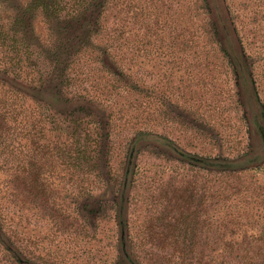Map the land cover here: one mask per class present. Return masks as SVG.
Listing matches in <instances>:
<instances>
[{"label":"rangeland","instance_id":"rangeland-1","mask_svg":"<svg viewBox=\"0 0 264 264\" xmlns=\"http://www.w3.org/2000/svg\"><path fill=\"white\" fill-rule=\"evenodd\" d=\"M103 19L102 39L115 33L120 36L110 53L116 56L121 76L108 95L103 88L108 75L98 62V47L105 49V45L98 42L87 47L71 66L67 91L85 90L109 102L112 123L105 162L112 184L121 174L125 144L137 130L163 136L199 156L245 163L259 155L263 160L258 167L246 164L231 175L211 174L164 154L144 151L138 158L137 199L130 211L135 236L149 235L164 242L183 240L188 245L184 253L189 256L219 258L248 250L251 255L264 254L258 249L264 237L252 238L264 229V146L252 127L254 106L235 80L220 46L213 42L202 3L107 0ZM32 25L35 45L47 46L53 39L43 15L35 13ZM255 55L252 70L264 76L263 55L258 50ZM0 113L8 121L0 124V147L9 146L0 157L9 166L5 172L0 170V179L10 180L0 195L6 190L11 209L24 213L27 256L37 264H114L112 209L104 206L93 224L82 225L77 220L75 196L83 189L72 169H61L57 154L63 130L58 116L1 85ZM91 122L86 118L69 131L72 141L82 143L87 153L94 147L96 136L92 134L98 132ZM21 160L27 179L23 188L17 180ZM35 178L43 184L42 191L33 185ZM146 196L153 198V206L147 205ZM179 198L185 203L182 233L143 232L148 218H153L150 228L177 221ZM223 241L243 243L241 247L247 250L224 248ZM164 252L172 253V249Z\"/></svg>","mask_w":264,"mask_h":264},{"label":"trees","instance_id":"trees-1","mask_svg":"<svg viewBox=\"0 0 264 264\" xmlns=\"http://www.w3.org/2000/svg\"><path fill=\"white\" fill-rule=\"evenodd\" d=\"M199 1L208 16L213 42L220 46V52L233 67L235 80L246 90L248 101L254 106L252 127L264 146V78L262 74L255 73L252 70L254 64H250L255 61L257 50L264 58V0ZM106 6L107 0H0V85L6 86L13 94L42 104L58 116L60 130H63L60 136L63 141L57 154L61 169H72L83 189L75 196L77 220L81 224H93L104 206L112 209L116 229L114 264H264V254L259 251L253 255L249 250L242 254L229 252L219 258L189 256L184 253L188 245L183 240L164 242L155 241L149 235L144 238L135 236L130 211L136 204L134 191L138 185V158L144 151L164 154L179 163L198 167L211 174L231 175L242 170L246 164L258 167L263 160L259 155L245 163L218 156H199L185 151L163 136L137 130L125 144L127 148L121 174L112 184V176L106 170L105 162L112 123V113H108L109 102L90 96L85 90H77V93L67 91L71 66L82 58L80 55L87 47L98 42L105 45V49L104 46L98 47L101 53L98 62L108 75L103 86L108 95H111V88L121 76L116 56L110 53L113 44L119 42V34L115 33L109 39L105 35V40L102 39ZM37 12L43 15L53 39L44 47L35 45L32 19ZM187 41L193 42L192 39ZM4 116L0 115V124L8 123ZM86 118H91V123L98 130L92 134L96 139L88 153L82 143L72 141L73 132H69L73 127L78 128ZM7 147H0V157L7 153ZM45 155L48 156L49 152H45ZM5 168H9L6 159L0 158V170L5 172ZM24 175L25 163L21 160L18 162L17 180L22 188L27 185ZM9 181L5 177L0 179V192L6 189L5 184ZM33 185L42 191L43 184L38 183V179H34ZM83 185H86L85 188ZM6 193L5 190L0 195V264H37L25 252L24 213L11 209ZM145 199L148 206H153V198L146 196ZM178 200L176 204L180 212L177 221L173 219L172 224L163 223L150 228L153 218H148L143 232L161 230L182 233L185 203L181 198ZM91 204H94L93 209L87 211ZM243 233L246 234L247 230ZM260 236L264 237V229L253 234L252 238ZM223 242L224 248L247 250L241 247L243 243ZM166 248H171L172 253L164 252ZM258 249L264 251V243Z\"/></svg>","mask_w":264,"mask_h":264}]
</instances>
